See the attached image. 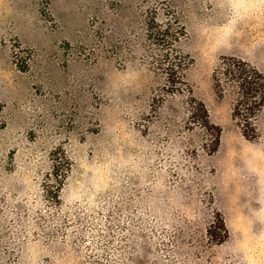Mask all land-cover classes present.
<instances>
[{"label":"rangeland","instance_id":"rangeland-1","mask_svg":"<svg viewBox=\"0 0 264 264\" xmlns=\"http://www.w3.org/2000/svg\"><path fill=\"white\" fill-rule=\"evenodd\" d=\"M168 11L175 93L147 31ZM227 58L264 74V0H0V264H264V106L247 143Z\"/></svg>","mask_w":264,"mask_h":264},{"label":"trees","instance_id":"trees-1","mask_svg":"<svg viewBox=\"0 0 264 264\" xmlns=\"http://www.w3.org/2000/svg\"><path fill=\"white\" fill-rule=\"evenodd\" d=\"M162 16L154 13V17L147 25V31L150 39L159 48L158 69L164 71L172 93L180 92L177 86L185 87L182 74L187 69V61L179 52H176L175 46L186 37V31L174 13L168 11ZM212 80L219 97L225 93L232 96V117L241 126L244 138L248 141L254 140L253 121L264 106V74L243 60L227 58L223 59L214 70ZM203 113L204 126H209L208 114L204 108ZM212 128L216 130V133L211 152H215L219 146L220 131ZM65 163L67 168L65 173H67L71 163L68 159ZM64 176L63 173L55 178L57 183L53 194L55 200L59 198V189L63 184ZM220 229L223 235L216 236L208 233L211 242L217 240L219 244L227 238L223 221H220Z\"/></svg>","mask_w":264,"mask_h":264},{"label":"crops","instance_id":"crops-1","mask_svg":"<svg viewBox=\"0 0 264 264\" xmlns=\"http://www.w3.org/2000/svg\"><path fill=\"white\" fill-rule=\"evenodd\" d=\"M245 140V142H247V143H251V142H253V141H248V140H246V139H244ZM252 144V143H251ZM253 160V159H252Z\"/></svg>","mask_w":264,"mask_h":264},{"label":"snow or ice","instance_id":"snow-or-ice-1","mask_svg":"<svg viewBox=\"0 0 264 264\" xmlns=\"http://www.w3.org/2000/svg\"><path fill=\"white\" fill-rule=\"evenodd\" d=\"M225 3H226V0H225Z\"/></svg>","mask_w":264,"mask_h":264}]
</instances>
